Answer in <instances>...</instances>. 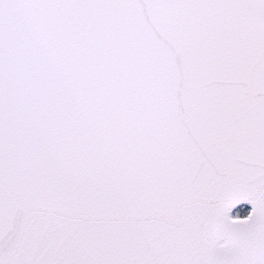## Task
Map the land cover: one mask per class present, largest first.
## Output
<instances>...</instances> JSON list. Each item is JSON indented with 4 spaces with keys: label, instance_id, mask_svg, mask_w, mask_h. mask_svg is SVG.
I'll use <instances>...</instances> for the list:
<instances>
[{
    "label": "snow or ice",
    "instance_id": "6c2138e0",
    "mask_svg": "<svg viewBox=\"0 0 264 264\" xmlns=\"http://www.w3.org/2000/svg\"><path fill=\"white\" fill-rule=\"evenodd\" d=\"M0 264H264V0H0Z\"/></svg>",
    "mask_w": 264,
    "mask_h": 264
}]
</instances>
